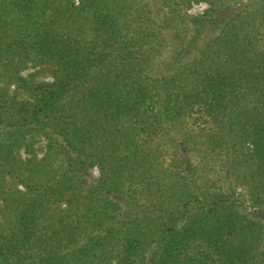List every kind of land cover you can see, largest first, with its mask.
<instances>
[{
  "label": "trees",
  "instance_id": "trees-1",
  "mask_svg": "<svg viewBox=\"0 0 264 264\" xmlns=\"http://www.w3.org/2000/svg\"><path fill=\"white\" fill-rule=\"evenodd\" d=\"M0 264H264V0H0Z\"/></svg>",
  "mask_w": 264,
  "mask_h": 264
},
{
  "label": "rangeland",
  "instance_id": "rangeland-1",
  "mask_svg": "<svg viewBox=\"0 0 264 264\" xmlns=\"http://www.w3.org/2000/svg\"><path fill=\"white\" fill-rule=\"evenodd\" d=\"M206 8H207V4L205 2L193 3L191 5V7L189 8L188 13L189 14H193V15H198V14H201ZM30 72H32L31 69H27V70H25L23 72V75H26L27 73L29 74ZM38 79L39 80L40 79L41 80L42 79H46L47 80V79H49V77L44 78V77L41 76V77H38ZM37 146H39L38 148H41L42 149L44 147L43 140H41L40 143L37 144ZM37 155L38 156H41L42 155V151H38ZM91 172H92L93 179H96L98 177L97 170L96 169H93Z\"/></svg>",
  "mask_w": 264,
  "mask_h": 264
}]
</instances>
